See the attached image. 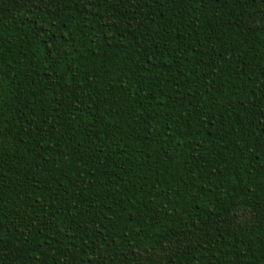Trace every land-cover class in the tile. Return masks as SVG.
Segmentation results:
<instances>
[{
  "label": "trees",
  "instance_id": "obj_1",
  "mask_svg": "<svg viewBox=\"0 0 264 264\" xmlns=\"http://www.w3.org/2000/svg\"><path fill=\"white\" fill-rule=\"evenodd\" d=\"M0 264H264V0H0Z\"/></svg>",
  "mask_w": 264,
  "mask_h": 264
}]
</instances>
